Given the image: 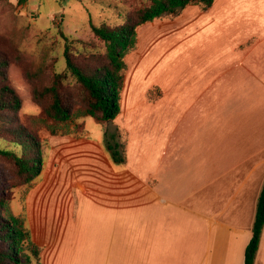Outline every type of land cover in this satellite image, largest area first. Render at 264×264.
Masks as SVG:
<instances>
[{
	"label": "crops",
	"instance_id": "obj_1",
	"mask_svg": "<svg viewBox=\"0 0 264 264\" xmlns=\"http://www.w3.org/2000/svg\"><path fill=\"white\" fill-rule=\"evenodd\" d=\"M126 62L114 120L43 131V170L15 212L40 264H244L264 185V0L147 23Z\"/></svg>",
	"mask_w": 264,
	"mask_h": 264
},
{
	"label": "trees",
	"instance_id": "obj_2",
	"mask_svg": "<svg viewBox=\"0 0 264 264\" xmlns=\"http://www.w3.org/2000/svg\"><path fill=\"white\" fill-rule=\"evenodd\" d=\"M144 6L117 25L91 24L94 35L105 44L104 53L86 52L84 61L76 59L80 51L67 42L64 50L66 68L52 70L51 79L43 86L34 85L40 71L26 77L32 84V99L44 112V117L29 116L28 125L20 121L18 112L22 99L10 84L7 74L9 62L0 55V138L18 151L0 148V155L11 159L22 183H31L43 170L42 140L37 130L44 126L52 134L56 126L81 117H92L104 124L121 112V97L127 71L126 57L138 47V28L167 15H178L189 5L203 10L215 0H141ZM24 4L27 0H19ZM83 53V52H82ZM53 67V66H52ZM48 67L39 69L45 72ZM51 70V68H50ZM31 75L33 77H31ZM70 79L75 80L71 84ZM52 120L49 124L47 121ZM82 128L83 125L77 127ZM106 142L115 162L125 163L124 145L118 132L106 131ZM7 187L0 186V264H24L36 260L40 264L41 248L35 244L24 219L15 215L9 205ZM264 228V185L260 192L252 237L245 250L244 264H255Z\"/></svg>",
	"mask_w": 264,
	"mask_h": 264
},
{
	"label": "rangeland",
	"instance_id": "obj_3",
	"mask_svg": "<svg viewBox=\"0 0 264 264\" xmlns=\"http://www.w3.org/2000/svg\"><path fill=\"white\" fill-rule=\"evenodd\" d=\"M18 1L0 0V55L9 62L6 71L10 84L22 99L18 115L25 125H28L29 116H45L43 109L32 99V84L43 86L51 79L52 70L63 71L66 68L64 57L66 43L71 41L80 51L76 59L81 62L88 55L84 51L104 53L105 44L94 35L91 24H121L129 15H133L138 8L145 5L141 0H27L24 4H19ZM46 67L48 69L45 72L39 70ZM37 71H40V74L31 84L26 74ZM74 81L70 79L71 84ZM158 93L159 90L153 88L148 97L155 99ZM85 118L81 117L57 125L56 134L83 135ZM87 118L88 122L96 124L92 117ZM47 122L53 123L52 120ZM80 125L83 127L77 129ZM43 131L52 133L44 126L37 130L43 144L44 164L48 144ZM0 148L14 147L0 138ZM14 150L18 151L17 148ZM35 179L31 183H22L14 162L0 155V186L8 188L9 205L14 214L24 209L25 198ZM13 206L17 209L15 210ZM17 216L22 217L25 222L22 212ZM24 264L38 263L33 260L32 263Z\"/></svg>",
	"mask_w": 264,
	"mask_h": 264
}]
</instances>
